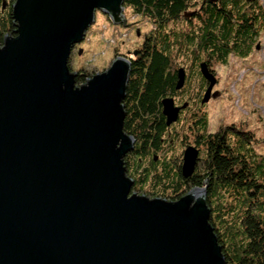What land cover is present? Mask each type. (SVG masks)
Returning a JSON list of instances; mask_svg holds the SVG:
<instances>
[{
    "label": "water",
    "instance_id": "1",
    "mask_svg": "<svg viewBox=\"0 0 264 264\" xmlns=\"http://www.w3.org/2000/svg\"><path fill=\"white\" fill-rule=\"evenodd\" d=\"M99 11L131 24L125 0L12 6L15 32L0 44V264H227L207 189L177 201L133 193L125 159L137 141L124 129L131 61L118 56L77 85L71 55L99 28ZM201 73L205 104L219 93L207 63ZM185 82L181 68L177 90ZM162 107L171 128L188 103L171 97ZM198 160L188 146L184 179Z\"/></svg>",
    "mask_w": 264,
    "mask_h": 264
},
{
    "label": "trees",
    "instance_id": "2",
    "mask_svg": "<svg viewBox=\"0 0 264 264\" xmlns=\"http://www.w3.org/2000/svg\"><path fill=\"white\" fill-rule=\"evenodd\" d=\"M14 3L0 0V44L14 35ZM127 7L155 25L136 58L127 57L132 71L124 101V129L137 143L125 162L128 176L136 182L134 190L143 184L154 198L177 201L194 188L207 189L211 224L227 264H264V171L252 154L248 133L236 128L208 133L204 114L197 121L199 160L191 178L182 176L183 160L176 165L165 156L160 163L155 161L173 145L166 141L170 128L162 100L172 97L181 106L190 102L184 95L192 84L188 67H182L185 86L176 88L179 61L196 63L195 73L205 88L208 82L201 73L202 63L211 71L215 65H226L231 56L249 57L264 24L259 0H219L215 4L209 0H125ZM192 8L197 12H189ZM88 79L79 74L77 85ZM192 108L190 102L183 115H190Z\"/></svg>",
    "mask_w": 264,
    "mask_h": 264
},
{
    "label": "rangeland",
    "instance_id": "3",
    "mask_svg": "<svg viewBox=\"0 0 264 264\" xmlns=\"http://www.w3.org/2000/svg\"><path fill=\"white\" fill-rule=\"evenodd\" d=\"M259 4L262 11L260 19L264 22V0H259ZM189 12H197V9L192 8ZM130 21L131 24L126 22L123 25H115L107 15L99 11V28L72 52L74 72L86 74L91 78L108 70L118 56L135 59L134 53L141 52L145 47L148 35L155 29V25L150 19L133 13L131 8ZM258 44L260 48L255 47L246 59L231 56L226 65L212 67L211 72L217 78L213 93L218 92L219 95L205 104L199 101L200 98L203 100L206 89L202 87L203 81L195 73L196 63L193 64L189 60L179 61L178 68L188 67L192 80L184 95L193 108L190 115L189 112L184 114L171 126L166 141L173 145L158 157L157 163H160L164 156L172 164L180 163L187 148L183 146L184 142L191 141L189 144H192L198 134V130L188 126L206 114L208 133H216L230 126L248 133L252 154L264 171V24ZM200 166L203 167V162ZM134 188L133 193L155 197L149 195L143 184H139L136 191ZM262 197L264 199V195Z\"/></svg>",
    "mask_w": 264,
    "mask_h": 264
},
{
    "label": "flooded vegetation",
    "instance_id": "4",
    "mask_svg": "<svg viewBox=\"0 0 264 264\" xmlns=\"http://www.w3.org/2000/svg\"><path fill=\"white\" fill-rule=\"evenodd\" d=\"M256 48L259 49V48H260V45L258 44V45L256 46ZM207 88H208V83L205 84V89L207 90ZM187 103H188V107H187V109H189V108H190V102H187ZM176 105H177V106H181L180 104H177V103H176ZM187 109H185V110H187ZM185 110H183V111L181 112L180 118L183 116V112H184ZM191 126H192L193 130H198V123H197V121H192V122H191ZM228 128L231 129V128H233V127L230 126V127H228ZM236 129H237V128H236ZM189 142H191V141H189ZM189 142H186V143L184 142V145H186L185 147H188V146L196 147V146H198L196 140L193 141L192 144H189Z\"/></svg>",
    "mask_w": 264,
    "mask_h": 264
}]
</instances>
